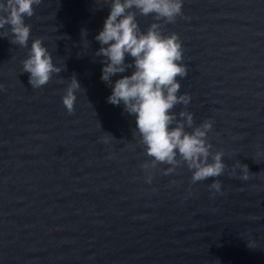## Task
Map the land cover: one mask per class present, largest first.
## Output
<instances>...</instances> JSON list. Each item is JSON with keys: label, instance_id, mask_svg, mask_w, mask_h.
<instances>
[{"label": "water", "instance_id": "obj_1", "mask_svg": "<svg viewBox=\"0 0 264 264\" xmlns=\"http://www.w3.org/2000/svg\"><path fill=\"white\" fill-rule=\"evenodd\" d=\"M182 11L159 22L179 36L188 70L177 79L191 101L174 112L213 122L208 141L227 166L196 184L186 167L163 176L167 165L145 183L135 117L107 103L95 56L108 0H42L25 21L27 48L0 38V264H264V0H183ZM137 19L142 31L156 22ZM37 38L65 70L34 90L22 61ZM237 161L249 180L229 176Z\"/></svg>", "mask_w": 264, "mask_h": 264}, {"label": "clouds", "instance_id": "obj_2", "mask_svg": "<svg viewBox=\"0 0 264 264\" xmlns=\"http://www.w3.org/2000/svg\"><path fill=\"white\" fill-rule=\"evenodd\" d=\"M41 3L42 0H0V38L11 36L10 44L27 48L31 25L25 21L34 16L35 7ZM108 4L110 13L103 29L95 36L100 44L95 56L103 58L101 81L112 89L107 103L122 105L124 112L135 117L133 136L138 137L137 143L151 158L141 165L146 174L145 183L152 184L159 165H167L163 176L186 167L192 173V184L222 176L227 169L223 162L225 154L222 150L214 152L213 144L208 141L213 122L206 120L195 126L192 113L184 110L177 116L174 112L177 105L186 109L191 101L188 94L179 95L181 84L177 79L187 77L188 70L182 63L179 36L165 34L163 24H174L177 17L184 18L183 0H108ZM138 15L152 16L156 22L142 31ZM81 36L86 39V30H82ZM127 57L133 62L126 63ZM22 68L23 73L29 74V84L34 90L45 87L54 75L65 70L54 64L42 38L32 41ZM129 69H134L132 74L123 75ZM118 74L122 78L113 83L112 77ZM80 90L81 85L73 74L62 97L69 115L74 114L76 93ZM0 91H5L2 85ZM108 137L114 139L107 133L102 142L108 143ZM237 170L241 173L240 179L249 180L247 165L237 161L229 176L236 177ZM171 183L177 184V181ZM221 188L220 181L214 179L209 191L220 193ZM249 247L252 246L249 244Z\"/></svg>", "mask_w": 264, "mask_h": 264}]
</instances>
